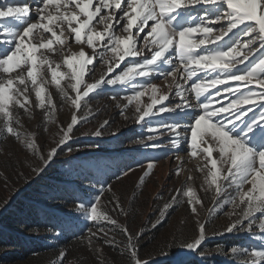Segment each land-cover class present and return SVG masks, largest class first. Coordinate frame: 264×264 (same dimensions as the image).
<instances>
[{
  "label": "snow or ice",
  "instance_id": "1",
  "mask_svg": "<svg viewBox=\"0 0 264 264\" xmlns=\"http://www.w3.org/2000/svg\"><path fill=\"white\" fill-rule=\"evenodd\" d=\"M197 5L215 7L205 10L203 15H193ZM216 24L221 25V35L211 37L209 34L216 30L211 25ZM229 33L235 39L230 38L231 42L224 48L219 45L211 49L204 47L222 41ZM197 34L201 37L198 40L195 39ZM141 41L145 42L144 49L150 56H144L142 61L134 59L121 72L110 75L126 58L143 56V50L138 47ZM73 44L81 47L74 51ZM85 48L90 49L91 54ZM170 50L176 53L179 66L169 60ZM262 50L264 0H36L34 11L27 3L0 5V135L21 139L18 113L20 110L30 112L33 94L37 101L35 107L44 112L45 121L55 122L56 106L47 90L49 84L70 104L73 112L70 123L66 127L59 126L57 147L51 148L47 157L40 153L34 134L24 135L25 147L42 163L41 168L33 169L36 172L43 171L56 155L57 148L71 139L74 127L81 119H86L77 115L85 106L82 101L102 85L131 86L132 94L123 97L127 101L123 109L133 105L137 122L158 113L196 107L199 112L191 117L187 126L176 121L159 128L150 127L149 131L159 132L160 136L165 130L170 132L169 144L174 149L180 147L183 139L189 146V157L204 161L196 166V171L205 174L207 187L202 185V189L214 193L213 210L219 211L227 205L232 208L226 213L230 222L223 232L216 234L252 233L258 228L264 239V56L254 58ZM97 62L105 65L106 71L99 79L88 82L85 78L94 73ZM158 65H169L167 71L159 70L165 80L172 78L173 83L166 85L167 92H162L155 83H133L136 76H149L151 71H157ZM239 65L244 67L241 69ZM209 70L212 75L203 78L198 75ZM193 77L196 80L191 91L195 94L196 105L183 95L180 83V80ZM65 80L66 85L62 84ZM229 82L241 83L234 88ZM218 85L224 87L221 89ZM213 88L215 93L209 91ZM173 89L182 103L168 107L164 101L169 99ZM148 93H151L150 102L144 104L142 97ZM222 93L232 97L227 104L216 99ZM257 107L261 109L259 114L249 118V113ZM107 124L105 120L93 135L101 136L100 129ZM147 139L153 141L158 137L149 135ZM151 146L161 147L158 143ZM183 164L181 160L177 176ZM154 167L155 162L148 163L147 170L139 178L140 185ZM129 171L132 169L124 171L123 175L127 176ZM191 180L193 177L189 175L187 181ZM105 191L111 192V185L102 188L89 205H77L78 211L97 225L96 232L89 229L90 237L100 239L98 234H102L106 237L104 244L116 247L118 242L113 233L118 230L126 238L121 255H127L128 264H149L140 258L137 247L143 231L133 234L110 214L128 215L118 197L109 201L113 205L110 210L103 209L101 198ZM181 197L185 198L192 214L198 216L197 206L203 207V200L187 182L175 189L160 214L163 216ZM206 224L207 221H197V235L182 241L179 247L197 252L207 238ZM105 225L111 227L106 230ZM95 251L102 253L100 248ZM230 253L238 258V264H264V243L253 248L234 245ZM161 254L168 255L164 251ZM65 255L60 253L61 261ZM199 255L205 253L199 252ZM173 264L184 262L177 259Z\"/></svg>",
  "mask_w": 264,
  "mask_h": 264
},
{
  "label": "rangeland",
  "instance_id": "2",
  "mask_svg": "<svg viewBox=\"0 0 264 264\" xmlns=\"http://www.w3.org/2000/svg\"><path fill=\"white\" fill-rule=\"evenodd\" d=\"M35 2V4L33 3ZM9 3H27L33 7L36 6V0H0V5ZM213 5H197L193 15H203L207 9H212ZM222 7V6H221ZM215 31L210 33L211 37L221 35L219 28L221 25H211ZM148 29H145V33ZM238 31V29L233 30ZM125 35L124 33H119ZM144 35V33H141ZM201 38L198 34L195 39ZM235 37L232 33L225 36L222 41H217L215 44L205 45L209 49L219 45L224 48L227 43H230ZM244 39H247L245 37ZM144 43L141 41L138 47L143 50V56L136 58H126L121 62L120 67L114 70L115 75L121 72L126 66H129L133 60H143L144 56H150L144 49ZM80 45L73 44L72 49L77 51ZM86 52L91 54V50L85 48ZM169 60L173 65L179 66L180 61L174 51L167 53ZM264 56V50L256 53L255 59ZM59 60V57H56ZM253 59V57H250ZM247 63V62H245ZM91 68V66H89ZM194 67V66H193ZM241 69L244 65H239ZM169 65H158L157 71H151L149 76H136L133 83L145 84L155 83L159 86L162 92H167V84H172V78L167 80L159 74V70L167 71ZM66 70V69H62ZM106 71V66L97 62L95 71L85 79L92 82L99 79L102 73ZM148 71V69H145ZM186 77V73H184ZM198 75L203 78L207 75H212L210 72H199ZM108 78V77H106ZM196 77L191 80H180L183 86L181 91L188 99L189 103L196 105L194 92L191 91V85ZM232 87H236L241 82H229ZM62 84H67V81H62ZM221 89L223 85H218ZM48 92L51 93L56 106L53 115V122H46L44 112L35 107L37 103L34 94L31 96L32 107L29 113L20 110L18 115L20 124L19 128L21 139L8 135H0V230L14 229L13 224H7L11 217L23 215L24 209L21 204L36 203L41 207L49 208L54 212L64 214V222L69 220L83 223L76 226V232L82 231L70 245L62 243L57 247H49L45 252L37 251L28 256H20L14 260L8 259L14 251L12 246L0 248V264H128L127 255H121V249L125 242V237L118 230L113 233L116 237L117 246L111 247L103 243L106 237L100 235V239L90 237L89 229L92 232L97 231V225L87 219L85 213L78 211L77 205L67 207L64 205L58 206L60 202L53 200V197L59 192L58 186L70 185L76 182L75 176L79 166L91 164L95 170V180L92 184L86 187L93 189L86 197L88 200L83 202L89 205L94 202L95 197L100 193L102 188L107 189L111 185L112 191H105L101 198V206L104 210H110L113 205L109 203L112 198L118 197L121 204L128 211L127 216H118L114 212H110L116 218L120 225L126 226L133 234L143 231V235L139 238L137 247L142 260L150 263L169 259L171 262L179 259L184 264H238V258H235L230 253V248L234 245H242L244 247H259L264 243L258 228H254L252 233L248 232H233L219 235L224 231L226 225L230 222L229 216L226 214L232 211L230 205L224 206L221 210L214 209V193L202 189L207 186L204 184V173L196 171V166L202 165V158L192 159L188 155V144L182 139L178 149H174L169 144V139L172 134L164 131L160 136L159 132H150L149 128H159L162 124H170L179 121L182 126H187L191 123V117L199 112L196 107L177 109L176 112L158 113L156 116L146 117L144 121L137 122L136 113L133 105L125 110L123 105L127 103L123 97L131 95L130 85H102L98 90L90 94L85 104L77 113L80 117H86L76 125L71 133V139L66 144L57 148L56 155L48 163L43 171H33L34 168H41L42 163L37 156L28 150L23 141L25 134H34L36 144L39 147L40 153L47 157L51 148L57 147V141L60 139L59 126H67L70 123V117L73 109L70 104L63 99L56 88L49 84ZM246 90V89H242ZM70 91V90H69ZM215 93L216 89L209 90ZM151 93L142 97L144 104L150 102ZM116 99H113V97ZM232 97L227 93H222L217 100H221L224 104ZM180 97L175 94L173 89L169 99L164 101L168 107H174L181 104ZM219 106V105H217ZM159 105H157V108ZM247 107V106H245ZM260 108L254 109L249 113V118L254 114H259ZM123 111V114H122ZM187 113V115L185 114ZM127 117V118H125ZM108 124L101 128V136L93 135L100 125L105 121ZM47 129V130H46ZM153 135L158 137L153 141H149L147 137ZM137 141H142L138 143ZM158 143L159 148H154L151 145ZM68 148L72 151L69 152ZM215 155V153H214ZM92 156V157H91ZM89 157H91L89 159ZM179 157L180 159H177ZM181 160L184 161L183 169L177 176L176 169L181 166ZM149 162H155V167L151 174L145 178L143 185L139 184V178L147 170ZM129 171L127 176L123 175L124 171ZM191 175L193 180L187 181V177ZM121 177L117 179V177ZM187 182L192 186L197 195L203 200V207H198L199 215H193L185 198L181 197L168 211L162 216L160 209L163 205L170 201L172 195L175 194V189L181 188ZM247 187V186H245ZM78 188V186H77ZM232 190L229 189V192ZM85 193V190L83 191ZM210 210L211 211L210 213ZM197 221L205 222L207 238L202 243L197 252H190L179 247L180 243L185 240H191L197 235ZM155 224V227H153ZM111 225H105L106 230ZM81 228V230H80ZM17 231V230H16ZM19 232V231H18ZM56 236V241L61 238L59 233H53ZM76 234V233H75ZM92 240V246L89 247V239ZM54 240V241H55ZM50 241V242H54ZM102 249V253H97L95 249ZM219 249V250H218ZM167 252L164 256L161 252ZM66 255L63 260L60 259V253ZM199 252H204L205 255H199Z\"/></svg>",
  "mask_w": 264,
  "mask_h": 264
},
{
  "label": "trees",
  "instance_id": "3",
  "mask_svg": "<svg viewBox=\"0 0 264 264\" xmlns=\"http://www.w3.org/2000/svg\"><path fill=\"white\" fill-rule=\"evenodd\" d=\"M76 173L78 174L74 180H76L77 184L71 183L67 186H58L60 188L59 192L53 197V200L60 202L58 206L71 207L86 202L88 200L86 196L93 191V189L86 186L92 184L95 180H99L95 178L96 173L91 164L79 166ZM98 182L100 183V180ZM84 190L85 193H83ZM21 206L22 208L20 209H24L25 213L11 217L10 221L6 222L7 224H13L14 229L0 230V248L5 246L14 248L13 253L7 256L8 259L14 260L37 251L45 252L42 250L60 246L62 243L70 245L74 242L72 237L75 238L77 234L82 232L79 230L78 232L75 231L76 226L83 223L82 221L73 222L69 220L67 223H63L65 219L63 213L54 212L36 203H24ZM54 232L59 233L61 236L58 241L55 240ZM149 264H173V262L169 259H163V261L149 262Z\"/></svg>",
  "mask_w": 264,
  "mask_h": 264
},
{
  "label": "bare ground",
  "instance_id": "4",
  "mask_svg": "<svg viewBox=\"0 0 264 264\" xmlns=\"http://www.w3.org/2000/svg\"><path fill=\"white\" fill-rule=\"evenodd\" d=\"M33 3L35 4V2L33 1Z\"/></svg>",
  "mask_w": 264,
  "mask_h": 264
}]
</instances>
